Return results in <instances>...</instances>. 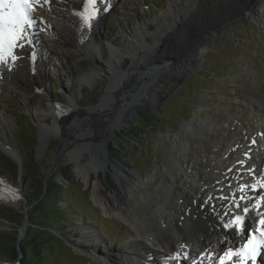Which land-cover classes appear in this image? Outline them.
<instances>
[{
	"label": "rangeland",
	"instance_id": "1",
	"mask_svg": "<svg viewBox=\"0 0 264 264\" xmlns=\"http://www.w3.org/2000/svg\"><path fill=\"white\" fill-rule=\"evenodd\" d=\"M111 3L110 14L96 27V38L99 42H105L114 36L120 23L136 26L140 22L150 21L167 7L168 0H112ZM236 20L229 21L218 35L216 32L201 40L196 46L197 54L192 58L193 61L182 64L183 72H169L160 80L154 99L139 100L134 104L130 117H126L120 126L111 130L110 137L106 139V164L97 171H90L88 182L75 171L76 162L68 153L71 143H65L60 131L48 132L43 145L38 148L39 128L34 121L38 103L48 99L57 101L65 95L68 81L62 69L71 66L75 74L83 73L89 68L85 57L80 52L67 49L61 55V64L57 69L48 66L45 73L39 69L37 72L31 70L26 64L27 61H24L26 57H22L23 61L18 60L12 66L9 77L0 74V132L18 155L17 158H12L0 149V187L4 183L11 185L18 198L16 202H0V258L11 259L12 249H17L14 239L18 238L24 216L27 215L28 223L17 249L22 257L23 241V264L92 263L93 258L88 253L75 247L80 242L82 233L72 231L68 226L65 230L69 234L64 236L68 240L65 241L56 235L57 231L30 221L28 213L36 203L35 192H40L43 188V197L47 182L50 193L46 198L50 201L58 198V205H66L68 202L73 204L74 214L67 218L71 219L70 223L74 224L76 219H80L74 216L80 213L86 222L97 226H91L97 236L96 254L103 255L107 250L127 245L132 239V231L124 221L115 216L102 215L100 206L92 204L94 200L91 194L95 181L101 186L100 194L113 195L119 188L115 174L119 169L135 190L133 196L120 200L118 208L122 214L130 217L132 214L152 215L159 211L164 200L171 198V183L179 182L185 188L188 183L197 182L201 160H206L208 156L213 160L229 156L224 158L227 165L243 154L241 151L246 150L245 146L253 138L260 141V144L264 142L260 140L264 132V106L256 103L250 106L247 101L250 97L264 96V27L253 19L244 17ZM166 26L167 24L161 25L160 29L152 30L147 35V40L151 41L156 34L162 35L164 32L161 30L167 32ZM169 32L173 33L172 30ZM37 35L45 38L44 30H38ZM165 37L167 38L164 36V39ZM67 38L68 34L62 38L59 35L58 40L66 46L73 45ZM168 43H172L170 39ZM24 44L22 49L28 54L30 47L26 41ZM182 44L184 47L187 42ZM97 56L106 59L108 52L102 48ZM129 63L130 59L126 57L121 67L127 68ZM106 81L107 77L102 76L82 84L75 92L80 106L85 108L97 105L105 90ZM75 119L78 120V127L74 135L90 134V117L76 115ZM194 119L204 120L206 131L200 137L187 136L181 140V125L186 120ZM46 120L51 122L52 118L48 116ZM134 132L141 137L142 142L138 141ZM225 137L229 141L223 140ZM182 142L188 147H183ZM258 147L262 148L263 145L252 148ZM77 149L83 150V147ZM57 151L59 161L56 165ZM82 153L87 154L86 151ZM77 157L81 164L85 161L84 156ZM125 157L140 166L143 174L139 169L129 166ZM70 177L74 180H70ZM172 177L174 178L171 179ZM52 182L62 183L67 189L64 191L61 188L60 191L57 186L50 185ZM157 189L163 190V197L156 193ZM177 193V199L182 197L181 192ZM85 197L92 200L91 205L84 203ZM34 215L46 225L57 224L51 219L55 215L44 209L40 208ZM56 217L58 219L59 215ZM78 222L81 229L89 227ZM43 230H51L52 235L44 233ZM70 242L76 244L72 246ZM115 256V264H129L123 255Z\"/></svg>",
	"mask_w": 264,
	"mask_h": 264
},
{
	"label": "bare ground",
	"instance_id": "2",
	"mask_svg": "<svg viewBox=\"0 0 264 264\" xmlns=\"http://www.w3.org/2000/svg\"><path fill=\"white\" fill-rule=\"evenodd\" d=\"M111 1L107 0V5L98 3L99 9L107 6L110 10L106 13L101 11L98 20L94 22V27L88 29L80 16V13L84 12V0H47V3L41 0L34 16L40 21L38 30H44L45 38L39 35L34 38L35 43L32 47L37 50L35 66L32 69L28 63L32 52L25 54L26 51L23 49L16 50L17 59L14 62L9 60L0 63V74L9 77L13 70L12 66L22 57H26L24 61H27L26 64L31 70L37 72L39 69L44 73L48 66L57 69L61 64L60 57L67 49L80 52L88 61L89 68L80 74H75L71 66L63 68L64 77L68 81L65 95L57 101L48 99L38 103L34 114V121L39 128L38 148L43 145L48 132L62 131L65 143L67 145L71 143L68 153L76 162L74 169L86 182L90 178V171H97L103 168L104 163L106 164V139L110 137L111 130L120 126L126 117H130L137 101L154 99L158 83L169 72H183L182 64L185 61H193L192 58L197 54L196 46L201 40L219 32L229 21L239 18L253 19L264 27V0H185L184 3L178 2L179 0H168L167 7L150 21L140 22L136 26L120 23L114 36L105 42H99L96 38V27L110 14ZM92 7L88 5L89 12L92 11ZM190 11L192 12L188 14ZM165 24L167 32L161 30L164 32L162 35L156 34L151 41L147 40V35L152 30L160 29V26ZM65 34L69 36L66 40L73 45L66 46L65 43L59 42V35L62 38ZM164 36L167 38L164 39ZM168 39L172 42L170 45ZM182 43L186 45L182 47ZM102 48L108 52L106 59L97 56ZM126 57L130 59V63L123 69L121 63ZM44 76L42 78H45ZM102 76H106L107 81L99 103L91 107H81L75 97L76 90H79L82 84ZM247 101L250 106L255 103L264 106V96L250 97ZM67 115L69 120L60 124L59 118ZM76 115L90 117V134L74 135L78 127ZM48 116L52 118L51 122L46 120ZM205 131L204 120H186L181 125L180 139H186L187 136L200 137ZM223 140L229 141V138L225 137ZM260 140H264V132ZM252 141L256 142L254 138ZM257 142V145L262 144L263 147L254 149L249 146L248 141L246 150L241 151L243 154L227 165L224 158L229 156L218 160L208 156L206 160H201L197 182L188 183L185 188L180 186L179 182L171 183L169 185L171 198L164 200L159 206V211L152 215L132 214L130 217L122 214L118 208L120 200L133 196L135 190L131 183H127L119 169L115 171L119 182L115 194L105 196L100 194L101 186L95 181L92 199L106 215L124 221L132 231V239L122 248L107 250L105 254L97 255L95 248L97 236L89 226L82 229V238L75 247L93 258L91 264H115L116 254L123 255L129 264H160L159 258L165 259V264H181L176 253L188 256L185 264H214L215 256L228 246L224 243L225 231L218 223L212 207L201 209V205L211 196L216 205V213H219L221 208L231 212L235 209L227 205L231 203L233 196L238 200L243 195L246 199L241 202V208L256 209L259 197L264 196V188L260 187L264 183V142L261 144L260 141ZM181 145L188 147L183 142ZM77 146L83 147V150L77 149ZM0 149L12 158L17 155V151L1 132ZM83 151L87 154L83 155ZM77 156H84L85 161L81 164ZM241 185L245 186L243 191ZM253 185L256 186L255 191ZM10 187L5 183L0 187V202L17 201L15 189ZM177 192H181L182 197L177 199ZM156 193L163 197L162 189H157ZM220 196H228L229 200L215 199ZM259 211H264V208H260ZM256 216V211H250L246 224L255 226ZM228 235L235 246L239 242V237L234 233Z\"/></svg>",
	"mask_w": 264,
	"mask_h": 264
},
{
	"label": "snow or ice",
	"instance_id": "3",
	"mask_svg": "<svg viewBox=\"0 0 264 264\" xmlns=\"http://www.w3.org/2000/svg\"><path fill=\"white\" fill-rule=\"evenodd\" d=\"M40 2L41 0H0V63H6L9 60L14 62L17 59L16 50L22 49L25 41L28 46L34 45L40 23L34 13ZM44 2L47 3V0ZM98 3L107 5V0H84V12H81L80 16L88 29L94 27V22L98 20L101 11L106 13L110 10L107 6L99 9ZM88 5L93 6L91 12L88 11ZM31 55L35 59V52ZM244 187L241 185V191ZM260 187L264 188V183ZM255 190L256 186L253 185V191ZM215 199L228 201L229 197L220 196ZM245 199L243 195L238 200L233 196L231 203L227 205L235 209L231 212L221 208L220 212L216 213V205L211 196L201 205V209L212 207L218 223L225 231L224 243L228 246L215 256L214 264H264V211H259L260 208H264V196L259 197L256 209L241 208V202ZM250 211L257 213L255 226L246 224ZM228 233H234L236 237H239V242L235 246L232 245ZM176 256L180 258L181 264H185L188 260L186 255L180 256V253H176Z\"/></svg>",
	"mask_w": 264,
	"mask_h": 264
},
{
	"label": "trees",
	"instance_id": "4",
	"mask_svg": "<svg viewBox=\"0 0 264 264\" xmlns=\"http://www.w3.org/2000/svg\"><path fill=\"white\" fill-rule=\"evenodd\" d=\"M134 134H135V136H137L138 141H141L142 142L141 137L138 136V135H136L135 132H134ZM17 136H19V135H17ZM125 159H126V162L128 163L129 166L139 169L141 171V173L143 174L142 168L140 166H138L137 164H134L135 162L132 159H130L129 157H125ZM66 177H68V176H66ZM65 180H66V178H65ZM70 180H74V178L73 177H70ZM50 185L57 186V188L60 191H62L61 188H63L64 191L67 189L66 187H63L62 186L63 185L62 183L55 184V183L52 182ZM49 188H50L49 182H47V184H46V194L43 197H41V194L43 192V188L41 189L40 192L39 191H36L35 192L36 197H35L34 202H36V203L33 205L31 212L28 213L29 214L30 221L32 223H34V224H37V225H41V226H45V227H50L54 231H57V233L59 235L67 236L69 234V231L65 230V228L68 227V226L70 227L71 225H73L72 223H70L71 219H67V218L69 216H71L72 214H74V206H73V204L71 202H68L66 205H62V204L61 205H58V203H59V199L58 198H53L50 201L49 198H46V195L48 193H50ZM53 194H54V196L56 195L55 192ZM83 200H84V203L86 205L87 204L91 205V201H90V199L88 197H85ZM43 202L46 203V204H43ZM40 208L41 209H44V211H47L51 215H55V218H51V219H54V221H56L57 224L54 225V224L50 223L49 225H46L41 220H37V218H35V215L34 214ZM92 208H94L93 205H92ZM57 215H59V218L58 219H56L57 218L56 217ZM78 215H82V214L77 213L74 216H78ZM33 217H34V219H33ZM82 220H83L84 223H90V222H86L85 221L86 219H85V217H83V215H82ZM67 223H70V224H67ZM43 232L52 235L51 230H43ZM100 234L102 236H104L102 232H100ZM14 240L16 241V239H14ZM22 243H23V241L21 242V251L23 253V256L20 258L21 264H23V260H24V247H23V244ZM10 255H11V259H10L11 261H14L17 258L18 253L15 250V248L12 249Z\"/></svg>",
	"mask_w": 264,
	"mask_h": 264
},
{
	"label": "water",
	"instance_id": "5",
	"mask_svg": "<svg viewBox=\"0 0 264 264\" xmlns=\"http://www.w3.org/2000/svg\"><path fill=\"white\" fill-rule=\"evenodd\" d=\"M241 18H239L238 19V21L240 20ZM236 22H237V20H236ZM232 24V23H231ZM227 26V25H226ZM226 26H224V27H222V29H225L226 28ZM221 29V30H222ZM220 30V31H221ZM220 32H218L217 33V35L219 34ZM194 63V62H193ZM193 63H192V65H193ZM158 99H159V97H158ZM69 120V116L67 115V116H61L60 118H59V120H58V122L60 123V124H64L65 122H67ZM61 135H62V131H61ZM56 158H57V161H56V165L58 164V151H57V155H56ZM90 201L92 202V200L90 199ZM94 202V201H93ZM92 202V204L93 205H95V206H97L96 205V203L94 204ZM97 207H99V206H97ZM99 209H100V207H99ZM101 210V209H100ZM101 214L102 215H104L105 216V213L101 210ZM78 217L80 218V219H76L75 221V223L73 224V225H71L70 227H71V230L72 231H77V232H79L80 234L82 233V229H81V226H80V224H79V222L78 221H80L81 223H83V224H85V225H89V226H95L96 228H97V226L95 225V224H93V223H84L83 222V220H82V215H78ZM27 223H28V217H27V215H25L24 216V223H23V226H22V228H21V230L19 231V236H18V238L16 239V245H17V249L20 247V240H21V238H22V236L24 235V233H25V229H26V225H27ZM73 228H75V230L73 229ZM83 234V233H82ZM56 235L57 236H59V237H61V238H64V240L66 241V240H68L67 238H65L64 236L62 237V236H60L57 232H56ZM82 236V235H81ZM103 238H105L104 236H102ZM70 244H72V246L73 245H75L76 244V242H70ZM17 249H16V251H17ZM17 253H18V256H17V258L14 260V261H11V260H6V259H2V258H0V263H3V264H21V261H20V258H21V252L20 251H17Z\"/></svg>",
	"mask_w": 264,
	"mask_h": 264
}]
</instances>
